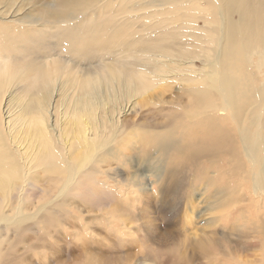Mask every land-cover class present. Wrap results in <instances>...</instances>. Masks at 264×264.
<instances>
[{"label": "rangeland", "instance_id": "1", "mask_svg": "<svg viewBox=\"0 0 264 264\" xmlns=\"http://www.w3.org/2000/svg\"><path fill=\"white\" fill-rule=\"evenodd\" d=\"M62 1L72 0H0L6 147L19 149L23 133L12 120L34 114L28 108L40 78L54 135L42 159H19L21 177L0 192V261L264 264V182L250 177L251 143L242 137L254 134L264 160V65L249 57L253 98L237 116L219 94L211 92L207 104L214 106L204 110L191 91L214 74L224 27L213 16L215 1L175 11L158 0H97L69 16ZM3 70L25 74L9 79ZM106 70L142 71L145 79L135 95L104 81L90 86L97 104L87 136L96 143L82 149L65 131L77 109V82ZM60 154L73 169L92 172L91 187L66 190L70 183L47 164Z\"/></svg>", "mask_w": 264, "mask_h": 264}, {"label": "bare ground", "instance_id": "2", "mask_svg": "<svg viewBox=\"0 0 264 264\" xmlns=\"http://www.w3.org/2000/svg\"><path fill=\"white\" fill-rule=\"evenodd\" d=\"M95 1L97 0H72L67 4H65L66 1H62L61 3L58 2V3L60 4V6H63L66 16H69V14L72 13V11H75L77 9L79 4L82 5L84 4V6H88ZM153 1H157V0H153ZM158 1L164 2V4H169L170 8L176 11V9L179 10L182 9L184 6H188L187 5L188 2L193 0H158ZM214 1L215 4H212L214 9L213 12L214 15L213 14L212 15L216 19H218L219 21L218 23H221V25L224 26L222 29V36L217 39V43H216L219 51L217 50L218 53L217 55H215L216 63L215 66L213 67L214 74L211 75L212 72H210L206 76L205 80H203L200 83L199 86L191 87V91L197 99V100L195 99L196 102L202 105L201 107L204 110H207V108H211L214 106L213 104L212 105L207 104V101L210 100L211 96L213 95L211 94V92L219 94L224 99V102L226 103V107L229 113L237 116L241 112L243 107L253 98V94H252L253 89L250 80L252 74L250 72L251 64L249 62V57L255 56L258 60V64L264 65V0H214ZM142 4L145 5V7H147L146 5H148V1L146 2L142 1ZM53 12L57 13L58 16L63 15L62 12H58L56 10H53ZM50 16L60 21L63 20L68 21V19L52 16L51 14ZM119 33L121 34V32ZM211 36H213V34ZM4 70L2 76L8 77L9 79L10 78L19 79L20 76H24L25 74V73H20L18 75H15L13 72L8 73V71L5 72ZM23 78L24 77H22V79ZM144 79H145V74L142 71L124 72L123 70H118V71L111 70L107 72L106 70L102 74L97 73V75L95 74V76L86 77V79H82L81 81L78 80L77 84L79 86L78 89H80V94L76 98V102H75L77 109L75 112L72 113L71 118L68 119V124L65 129L66 132L72 134V137L78 143V147L80 146V148L82 149L91 150L92 147H94L93 145L95 142V139L92 140L90 137L87 136L88 132L92 130V126H90V122H91L90 112H92L91 107L93 106V104L94 106L95 104H97L96 103L97 100L96 102H94L95 99L93 100L94 97L92 96L93 94L92 90L91 92L89 90L90 86L98 85L99 82L104 81L109 83V87L115 85L117 87H120L123 93L125 94L127 93L129 95H135L136 92L139 90L142 82H144L143 81ZM50 81L51 79L47 77L46 82H50ZM35 84L36 86L37 85L39 86L40 84L41 85L40 88L42 90L37 91L36 88V91H34L31 94L33 96V101L31 102V106L28 109H33L34 114L32 116H27L25 120L24 118L21 117L20 120L17 117L12 120L13 126H14V120L15 123L17 122V124L19 123V121H22L21 127H19L17 124L15 125L16 128L17 127L20 128V131L23 133V135L21 134L22 137L17 139L19 143H17L16 141V145L19 148L17 149L16 152L15 150L12 151L11 149H8V147H6L7 144L6 138L3 134V129H2L4 124L0 120V192L4 194L10 191L13 188L15 181L21 177L23 165L19 162V159L24 155H27L28 157L31 156L30 159H32V162L34 163L35 161L42 159L40 155L44 156L42 150L47 146H51L53 144V139H54L53 129L49 124V116L46 117L45 115L47 113L46 110L47 99H46V93L44 97L45 86H46L44 84V79L40 78V80H36ZM3 86L4 85L1 83L0 104L2 101L1 90L3 89ZM26 110L27 107L23 111ZM8 129L9 128H7V130ZM242 137L243 139L248 140V141H244L243 144L251 143V145H249L246 148V155L249 157V161L253 162V167H254V170L250 169L252 175L250 174L249 175L251 179H253V181L255 180L258 181V179H262V181L264 182V160L259 162L260 160L259 152L262 148L261 143H255L254 134L248 136H246V134H243ZM27 146L35 148V150L32 149L25 150ZM170 147L171 146L164 144L165 149H170ZM228 151L229 153H231L232 148L230 147ZM89 155L90 154L86 156ZM255 162L257 164H255ZM70 163L71 162L67 160V158H65L63 154H60V159L58 163L53 162L54 165H50L49 163L47 164L49 168L52 170L51 172L54 171L60 174L61 182L64 181L63 185H67V183H70L66 188L67 191H70V193L72 194H78L79 191H82L80 185L88 183L89 185L85 184V186L91 187L90 182L93 181V176H92L93 174L91 171H85L84 173L81 171L79 172L78 169H73ZM256 166H257V170H256L257 172L255 171ZM76 173L78 174L82 173V174L79 175L78 178ZM253 183H254L253 190L254 192H256L257 190H259L258 189L259 187H257V184L255 182ZM231 193H234V191H232ZM0 264H4V263L0 261Z\"/></svg>", "mask_w": 264, "mask_h": 264}]
</instances>
